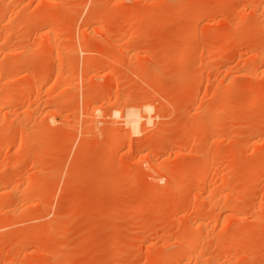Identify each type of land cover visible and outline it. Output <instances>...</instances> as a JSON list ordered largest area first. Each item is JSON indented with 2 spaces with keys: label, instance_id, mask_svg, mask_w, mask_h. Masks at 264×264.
Instances as JSON below:
<instances>
[{
  "label": "rangeland",
  "instance_id": "374dc122",
  "mask_svg": "<svg viewBox=\"0 0 264 264\" xmlns=\"http://www.w3.org/2000/svg\"><path fill=\"white\" fill-rule=\"evenodd\" d=\"M0 264H264V0H0Z\"/></svg>",
  "mask_w": 264,
  "mask_h": 264
},
{
  "label": "bare ground",
  "instance_id": "6f19581e",
  "mask_svg": "<svg viewBox=\"0 0 264 264\" xmlns=\"http://www.w3.org/2000/svg\"><path fill=\"white\" fill-rule=\"evenodd\" d=\"M53 39H54V37H49V38H47V42L48 43H50V42H52L53 41ZM188 51V50H187ZM83 81V80H82ZM83 83V82H82ZM85 84V83H84ZM255 97V96H254ZM8 100V99H7ZM6 101V100H5ZM118 139V138H117ZM119 140V144H120V139H118ZM116 141V140H115ZM118 142V141H117ZM114 145H116V144H114ZM205 223H203V225H204ZM200 225H202V224H200ZM202 225V226H203ZM203 227H205V226H203ZM191 240V239H190ZM190 240H189V242H190ZM192 242H193V239L191 240ZM191 242V243H192Z\"/></svg>",
  "mask_w": 264,
  "mask_h": 264
}]
</instances>
